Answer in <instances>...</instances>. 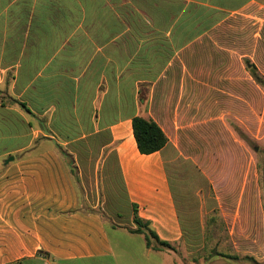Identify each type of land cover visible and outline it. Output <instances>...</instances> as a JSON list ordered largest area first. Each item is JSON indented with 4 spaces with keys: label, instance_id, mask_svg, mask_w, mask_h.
I'll return each mask as SVG.
<instances>
[{
    "label": "crops",
    "instance_id": "0c3cea01",
    "mask_svg": "<svg viewBox=\"0 0 264 264\" xmlns=\"http://www.w3.org/2000/svg\"><path fill=\"white\" fill-rule=\"evenodd\" d=\"M235 56L264 77V0H0V264H178L203 229L179 212L178 158L205 178L232 252L264 260L260 174L234 130L262 118L263 139L264 94L224 66ZM138 114L167 137L159 151H138ZM87 165L118 171L129 229L77 194ZM134 213L173 250L131 232Z\"/></svg>",
    "mask_w": 264,
    "mask_h": 264
},
{
    "label": "rangeland",
    "instance_id": "374dc122",
    "mask_svg": "<svg viewBox=\"0 0 264 264\" xmlns=\"http://www.w3.org/2000/svg\"><path fill=\"white\" fill-rule=\"evenodd\" d=\"M247 59L249 60L248 57L235 56L231 58L229 63L224 64V66L232 68L236 71V75L239 76L240 71L246 68L245 61ZM242 75L247 76L245 72ZM251 80V97H256L254 94L255 87L264 94V86L257 82L255 84V80L252 77ZM142 85L144 86L145 84ZM234 90L236 94H238V92H242L244 89L242 87H235ZM142 113L144 114V111H142ZM255 121L251 119L252 132H254L255 136L253 133L251 134V132H248L245 128H241L236 124L234 130L236 139L244 145L248 152L252 154L254 161H256V167L260 174V191L264 194V136L262 139V118L259 119L260 125L253 127ZM112 156V153H109L108 159H112ZM64 159H72V157L66 154L64 155ZM168 172L170 175L172 174L174 178V180H172L173 188L177 190L176 198L179 204V212L183 219H186L184 222H186L188 227H190L189 223L197 227H203L202 231L199 234L197 233L201 239H198L195 242L196 244L189 243L187 249L178 246L177 250L172 253L178 264H228L225 258L216 257L214 255L218 252L228 255H238L239 258L235 261V264H254L252 261L243 259V256L246 255L257 259L258 263L256 264H264V260H258L259 258H256L252 254H236L232 252L228 242V233L224 229V223L213 204L214 202H212L210 187L197 166L178 158L174 162V166L168 168ZM72 175L77 194H79L80 197L84 194L89 197L87 199L88 203H85L86 207H91L103 212L105 221L110 222L111 220H116L117 222H122V226L129 229V218L126 216L130 212L126 208V203L123 199V187L119 180L117 170L113 168L106 171L103 165H100L99 168L87 165L85 168H72ZM183 196L184 199H182ZM180 197L182 201H180ZM117 212L122 216L121 218L117 217ZM109 231L114 241L116 239H120V241L123 242L140 241L138 236H130L124 230H120L121 233L119 237L118 232L112 229ZM193 235L198 238L195 232ZM141 261L142 260L137 261V259H131L124 261V264H132L133 262L137 264ZM53 264L64 263L56 262ZM68 264H107V261L95 263L81 260L72 261Z\"/></svg>",
    "mask_w": 264,
    "mask_h": 264
},
{
    "label": "trees",
    "instance_id": "16d2710c",
    "mask_svg": "<svg viewBox=\"0 0 264 264\" xmlns=\"http://www.w3.org/2000/svg\"><path fill=\"white\" fill-rule=\"evenodd\" d=\"M245 64L252 78L258 84L264 86V77L259 73L257 67L252 62H250V60L248 59L245 61ZM147 100H148L147 94L143 92L142 89H140L138 102L142 108L141 111L145 110ZM20 106L23 108H26L25 105L22 103L20 104ZM131 125H132V132H133V136L136 142V146L138 148V151L141 154H150V153L159 151L167 144L168 140L164 132L158 126V124L155 121H153L151 118L145 117L142 114L135 115L131 118ZM121 183H122L123 192H124L123 182L121 181ZM133 222L136 225V228L132 230L131 232L143 233L147 246H150L151 244L150 239L153 238L157 242V244L161 246L160 248H168V249L173 250V247L168 242L159 240L156 234L151 229L148 228V223L143 222L137 216L136 213H134ZM214 255L216 257H223L227 259V261L230 264H235V261L238 260L239 258L238 255H228V254H223L219 252L215 253ZM243 259L252 261L254 264L258 263L257 259L251 256H247V255L243 256Z\"/></svg>",
    "mask_w": 264,
    "mask_h": 264
},
{
    "label": "water",
    "instance_id": "95a60500",
    "mask_svg": "<svg viewBox=\"0 0 264 264\" xmlns=\"http://www.w3.org/2000/svg\"><path fill=\"white\" fill-rule=\"evenodd\" d=\"M12 158V157H11Z\"/></svg>",
    "mask_w": 264,
    "mask_h": 264
}]
</instances>
